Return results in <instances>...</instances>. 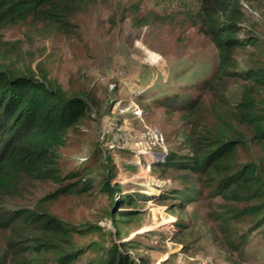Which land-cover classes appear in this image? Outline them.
Segmentation results:
<instances>
[{"label": "rangeland", "instance_id": "1", "mask_svg": "<svg viewBox=\"0 0 264 264\" xmlns=\"http://www.w3.org/2000/svg\"><path fill=\"white\" fill-rule=\"evenodd\" d=\"M199 8L200 0H98L72 19L71 34L30 24L2 32L20 75L46 77L89 111L56 151L61 181L21 176L13 194H0V264H21L43 235L42 222L5 224L28 212L74 228L70 242L83 253L73 264H102L123 248L137 264H264V199L223 196L221 177L190 169L218 140L245 136L236 170L257 162L264 181V154L246 141L261 123H239L247 101L264 119V0L241 1L239 36L255 43H243L233 75L217 81L220 53L199 32ZM55 244L35 264H58L67 247Z\"/></svg>", "mask_w": 264, "mask_h": 264}, {"label": "trees", "instance_id": "2", "mask_svg": "<svg viewBox=\"0 0 264 264\" xmlns=\"http://www.w3.org/2000/svg\"><path fill=\"white\" fill-rule=\"evenodd\" d=\"M97 1L0 0V194H13L21 176L61 181L63 178L56 166V151L66 146L70 130L84 120L89 111L86 99L80 96L68 97L61 86H51L46 77L20 75L12 61L15 43L4 41L2 32L7 28L30 24L34 28H41L44 33L52 31L68 35L76 27L72 19ZM241 1L246 0H200L199 11L194 16L198 20L199 32L210 37L220 53V70L215 81L232 73L230 67L234 64V53L238 49L247 42L255 43L253 39L239 36L243 20ZM247 102L240 105L242 113L238 117L239 123L245 127H257L261 123L258 131L246 141L258 146L264 154V124L261 122L264 119L256 118L253 108ZM243 138L227 137L218 140L212 149L203 152L200 159L193 162L190 169L195 173L206 172L210 178L221 177L215 185L223 196L236 200L246 197L248 202L264 199V181H260L261 168L258 163L248 162L242 169L236 170L235 156L245 141V136ZM69 191L67 187L54 192L47 200L58 198L62 192ZM259 209H264V202ZM245 211L242 208L235 209L234 216H243ZM15 215H5V224L42 222L43 227V235L27 245L26 253L29 255L26 260H20L21 264H35L45 258L55 248L58 239L66 243L67 247L57 257L58 264H73L82 255L83 250L75 248L70 242L69 235L74 228L62 220L33 212L24 216ZM122 217L131 218V215L125 213ZM111 219L115 224L118 219L121 221L114 214ZM15 235L10 232L9 246H12ZM3 259L7 261L6 257H2L0 263ZM102 264L137 263L123 248L115 251L111 259Z\"/></svg>", "mask_w": 264, "mask_h": 264}]
</instances>
